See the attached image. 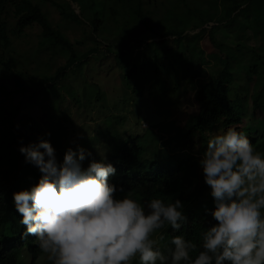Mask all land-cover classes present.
<instances>
[{
	"label": "trees",
	"instance_id": "obj_1",
	"mask_svg": "<svg viewBox=\"0 0 264 264\" xmlns=\"http://www.w3.org/2000/svg\"><path fill=\"white\" fill-rule=\"evenodd\" d=\"M34 1L35 3L33 0H0V68L9 73L17 88L11 93H22L26 99H31L36 93L57 83L56 80H59L64 74V68H59L54 76L44 77L38 85L26 87L21 84L23 74L13 71L10 63L4 59V54L8 51L10 44L6 23L8 9L14 19L11 34H20L26 27L32 24L36 25L40 29L41 46L47 45L66 55L67 66H72L78 59L77 53L73 50V44L49 23L39 4L48 3L57 12L63 23L74 26L87 25L92 34L96 33L102 23L111 21L114 25L121 21L127 26L125 29L127 28V34L132 39L120 42L121 48L125 50L110 53L115 59H124L125 65L131 62L122 80L127 86L133 71L137 67L145 66L148 71L151 70V90L157 94L161 91L165 92V80L161 77V73L165 76L170 75L171 81L174 83L171 89L173 95L180 80L186 77L191 84L195 74L190 73L189 56L185 53L191 46V42L197 41L205 33H209V30L202 29L200 32L188 36V34H184L188 29L164 30L159 33V42L145 43L144 37L147 38L146 40H150L155 32L147 25L145 19L148 15L147 12L143 10L142 14V0H99L98 10L91 14L88 21H81L79 19L81 13L74 14L67 1ZM69 1L77 3V0ZM222 1L227 6L221 5L222 13L218 16H214L212 13V16L217 18L214 24L222 22L220 29L224 33L243 34L248 32L252 38L261 41L260 48L256 51L241 45L215 44L209 35L215 52L208 56V60L211 61V66L208 67V76L194 91L195 116L188 122L187 128L175 144L179 146V151L191 152L194 132L203 134L235 127L238 131H243L253 144L254 149L264 156V0ZM205 2L206 5H210L208 8L212 10L215 0H205ZM228 7L231 10H228ZM119 12H123L125 15H121L120 18ZM179 21L181 23V20ZM208 23L211 21H202L193 29H201ZM166 37H171L173 49L167 48L168 41L163 40ZM130 42L135 47L143 46L139 52L146 58V61L142 64L137 60H131L132 51L129 48L132 44H129ZM94 51L88 52L85 49L81 52V57L93 54ZM188 73L189 78L187 77ZM47 82V86L38 87L43 83L47 84ZM135 87L134 83L133 90ZM0 93H4V89L0 90ZM18 113V106L11 105L5 109L0 107V224L3 225L11 223L16 216L21 221L22 216L15 208L13 193L30 190L38 183L41 176L39 169L26 162L25 156L19 151L20 147L26 145L16 130L15 120ZM147 140L142 138L140 140L139 137L121 140L115 146L116 149L114 148L115 150L113 149L107 155L106 163H111L116 169L115 174L109 177V183L116 186L115 196L117 199L123 198L129 192L132 193V198L140 203L161 199L165 204H168L179 199L184 205L182 211L186 221L182 223L179 230H173L170 225H165L158 235V238L163 235L164 239L159 240L157 247L165 255H169V250H174V245L171 243L173 236L183 235L198 246V250L190 254L194 259L198 255V251L203 250L202 233L217 223L211 215L215 205L210 194V187L204 181L201 168L198 174L199 186L196 194L190 201L183 199L188 190L186 186L190 184V181L188 177L177 179L176 175L183 173L186 162L182 159L172 158L175 157L171 153L176 151V146L171 147L170 153H168L156 147L157 138L151 136L145 145L143 142ZM152 144L155 151L148 158L147 146ZM121 188L123 191H120ZM20 221L17 225L10 226L12 238L0 242V264H19L18 258L22 251H25L32 262L36 255L42 252L35 236L24 237L26 227Z\"/></svg>",
	"mask_w": 264,
	"mask_h": 264
},
{
	"label": "rangeland",
	"instance_id": "obj_2",
	"mask_svg": "<svg viewBox=\"0 0 264 264\" xmlns=\"http://www.w3.org/2000/svg\"><path fill=\"white\" fill-rule=\"evenodd\" d=\"M64 1L69 3L74 14L81 13L79 17L81 21H88L100 5L99 0H77V3ZM214 3L211 10L205 0H142V14L143 10L147 12L145 18L147 25L155 32L150 40L144 37L145 43L159 42V33L164 30L188 29L184 33L188 36L202 29L209 30L208 34L205 33L202 38L191 42V46L188 47L185 54L189 56L190 73L195 75L191 84L186 77L180 80L174 95L171 92L174 83L169 74L165 76L161 73L165 80L164 93L161 91L157 94L151 90V70L148 71L145 66L137 67L128 85L124 84L122 77L127 73L131 62L125 65L124 59H115L110 53L123 51L120 42L132 39L127 34V28L125 29L127 26L121 21L114 25L111 21L102 23L96 33L92 34L87 25L74 26L63 23L48 3L41 5L38 2L49 23L73 44L78 59L72 66H67L66 55L47 45L41 46L40 29L36 25L26 27L20 34H11L14 19L8 9L6 23L10 44L4 59L10 63L13 71L23 74L21 84L26 87L38 85L44 77L54 76L59 68H64V74L53 86L36 93L31 99H26L22 93H11L17 88L9 73L0 68V90L4 89V93H0V107L5 109L11 105L18 106L19 113L15 125L25 145L39 142L40 139L49 141L55 149L58 163H62L69 147L76 150L78 145L91 153L82 162V167L87 168L93 160L99 162L104 159L106 162L107 155L121 140L132 137L148 139L143 142L146 145L153 136L158 139L156 147L168 153L171 147L176 146V151L171 153L175 156L172 158L186 162L184 174H178L176 178L188 177L190 184L186 186L188 190L183 199L190 201L199 186L198 174L201 167L198 162L207 149V141L212 135L227 130L224 128L219 129L222 132L218 130L203 134L194 132L191 152L179 151V146L175 144L187 128L188 122L195 116L194 91L208 76V67L211 66L208 56L215 52L209 35L215 44L226 46L241 45L258 51L261 44L259 39L252 38L248 32L224 33L220 29L222 22L214 24L217 18L213 17L212 13L214 16L221 14V5L225 3L222 0H215ZM86 7L88 9H85ZM228 10L231 8L228 7ZM118 15L121 18V15L125 14L119 12ZM205 20L211 23L201 29H193ZM163 40L168 41L167 48H174L171 37ZM140 47L132 44L129 50L132 51L131 60H137L142 64L146 58L139 52L143 46ZM85 49L88 52L95 51L81 57V52ZM187 77L189 78V73ZM134 83L136 87L133 90ZM47 85L48 82L38 87ZM147 147L149 158L155 149L153 144ZM141 204L147 212V203ZM19 221L20 218L16 216L11 223L0 224V242L12 238L10 226L17 225ZM161 230L154 234V239H158ZM18 260L19 264H51L47 254L43 252L36 255L31 262L25 251H22ZM131 264H140L139 258L137 257Z\"/></svg>",
	"mask_w": 264,
	"mask_h": 264
},
{
	"label": "clouds",
	"instance_id": "obj_3",
	"mask_svg": "<svg viewBox=\"0 0 264 264\" xmlns=\"http://www.w3.org/2000/svg\"><path fill=\"white\" fill-rule=\"evenodd\" d=\"M19 151L41 176L30 190L13 193L15 208L24 237L35 236L52 264H131L137 257L140 264H264V156L235 127L212 135L198 162L217 223L202 233L194 259L198 246L183 235L173 236L169 255L157 247L163 235L153 238L165 225L179 230L186 221L179 199H152L147 212L131 192L117 199L109 183L114 166L102 159L82 167L91 153L79 145L62 163L44 139Z\"/></svg>",
	"mask_w": 264,
	"mask_h": 264
}]
</instances>
